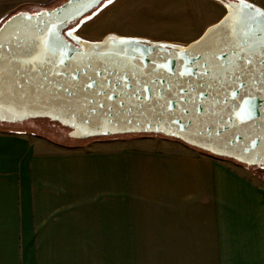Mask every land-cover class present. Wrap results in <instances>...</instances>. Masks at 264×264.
Listing matches in <instances>:
<instances>
[{
	"label": "crops",
	"instance_id": "0c3cea01",
	"mask_svg": "<svg viewBox=\"0 0 264 264\" xmlns=\"http://www.w3.org/2000/svg\"><path fill=\"white\" fill-rule=\"evenodd\" d=\"M206 1L221 14L174 48L227 15ZM65 140L0 125V264H264V167L159 135Z\"/></svg>",
	"mask_w": 264,
	"mask_h": 264
},
{
	"label": "water",
	"instance_id": "95a60500",
	"mask_svg": "<svg viewBox=\"0 0 264 264\" xmlns=\"http://www.w3.org/2000/svg\"><path fill=\"white\" fill-rule=\"evenodd\" d=\"M224 3L233 7L223 20L183 49L132 38L80 46L63 34L105 0L9 16L0 25V123L48 119L73 140L159 135L264 167V25L230 35L225 18L240 1Z\"/></svg>",
	"mask_w": 264,
	"mask_h": 264
},
{
	"label": "rangeland",
	"instance_id": "374dc122",
	"mask_svg": "<svg viewBox=\"0 0 264 264\" xmlns=\"http://www.w3.org/2000/svg\"><path fill=\"white\" fill-rule=\"evenodd\" d=\"M15 1L6 11L9 16L23 11L54 9L68 0H60L47 7L42 2ZM246 2L255 6L260 3L264 6V0ZM98 9L76 22L65 35L80 46L101 44L106 39L134 38L141 39L145 43L166 42L162 45L175 47V45H186L202 26L214 21L213 19L221 14L219 4L215 6L214 3L206 0H111V3L102 4ZM3 11L4 9H0V13ZM3 127L11 131H35L43 136L54 137L52 133L45 131L50 127L31 120L6 124ZM56 129V139L67 142L65 137L68 134L59 128Z\"/></svg>",
	"mask_w": 264,
	"mask_h": 264
},
{
	"label": "snow or ice",
	"instance_id": "6c2138e0",
	"mask_svg": "<svg viewBox=\"0 0 264 264\" xmlns=\"http://www.w3.org/2000/svg\"><path fill=\"white\" fill-rule=\"evenodd\" d=\"M98 2L99 0H89V5L91 6ZM69 3H71V0H69ZM105 3H111V0H105ZM228 7L232 8L233 5L229 4ZM250 12H254L255 16L249 15ZM93 15H95V13H93ZM90 18L91 17H88V19ZM225 21H230L232 24V28L229 33L230 35H235L237 25H244V27L241 29V32L243 35L247 36L249 33L253 32L254 25H264V9L257 8L255 5L251 3H247L246 0H240L239 14L237 15L230 13V15L225 18ZM258 30L264 31V29H258ZM77 39H79V37H77ZM260 43H261L260 55L261 57H264V41H261ZM262 166H264V161H262Z\"/></svg>",
	"mask_w": 264,
	"mask_h": 264
},
{
	"label": "trees",
	"instance_id": "16d2710c",
	"mask_svg": "<svg viewBox=\"0 0 264 264\" xmlns=\"http://www.w3.org/2000/svg\"><path fill=\"white\" fill-rule=\"evenodd\" d=\"M221 1H224V2H225V0H221ZM32 12H36V11H32ZM37 12H38V11H37ZM74 25H75V24H74ZM74 25L68 27V28L63 32V34H65L66 31H68L69 29H71ZM31 121H34V122H36V123L45 124V126L50 127V128H47L45 131H48V132L52 133V135L54 136V138L57 137V136H56V132H57V129H56V128H59L60 130L65 131L67 134H68V132L70 131L68 128H64V127H62L60 124L55 123V122H52V121H50V120H48V119H36V120H31ZM0 125L5 126L6 124H2V123H0ZM140 135H145V134H140ZM65 138H66L67 140H69V141H87V140H73V139L69 138L68 136H66ZM89 140H90V139H89ZM251 168H256V167H251Z\"/></svg>",
	"mask_w": 264,
	"mask_h": 264
}]
</instances>
